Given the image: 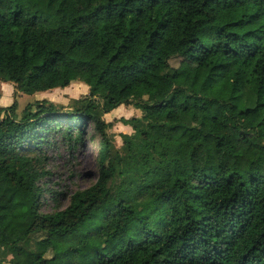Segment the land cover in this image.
I'll use <instances>...</instances> for the list:
<instances>
[{
  "label": "trees",
  "instance_id": "trees-1",
  "mask_svg": "<svg viewBox=\"0 0 264 264\" xmlns=\"http://www.w3.org/2000/svg\"><path fill=\"white\" fill-rule=\"evenodd\" d=\"M0 82L90 88L21 117L0 93V264H264V0H0ZM88 126L97 182L42 212L43 148Z\"/></svg>",
  "mask_w": 264,
  "mask_h": 264
},
{
  "label": "rangeland",
  "instance_id": "rangeland-1",
  "mask_svg": "<svg viewBox=\"0 0 264 264\" xmlns=\"http://www.w3.org/2000/svg\"><path fill=\"white\" fill-rule=\"evenodd\" d=\"M200 37H206V35L200 33ZM179 61L173 60L172 65L178 67ZM13 86L15 87L14 84H12ZM89 94V87L81 82H73L66 89L38 93L33 96L22 95V93L19 95L18 92L16 94L15 92L14 94L5 93L2 105L11 107L17 103V112L21 117L28 104L47 100L64 106L66 110H72L73 100L87 98ZM133 117H142V112L134 106H123L104 117L107 123L112 124V127L107 129L108 138L118 149L123 146L122 135L134 133L130 126L120 121L122 118L131 119ZM243 124L246 128L253 127L256 125V118L254 116L247 117ZM86 130L84 143L75 149H70L69 142L65 143L63 136L59 133H54L50 144L43 148L48 149L50 161L46 166V171L50 174L42 182V187L45 189L42 212L49 213L66 208L76 192L87 190L97 182L99 177L97 158L102 137L94 130L93 126H88ZM47 256L51 258L52 254L48 253Z\"/></svg>",
  "mask_w": 264,
  "mask_h": 264
},
{
  "label": "crops",
  "instance_id": "crops-1",
  "mask_svg": "<svg viewBox=\"0 0 264 264\" xmlns=\"http://www.w3.org/2000/svg\"><path fill=\"white\" fill-rule=\"evenodd\" d=\"M0 92H1V95H2V99H1V106L2 107H4V108H8V106H5V105H2V102H3V98H4V95H5V93H7V94H14V92H15V94H16V90H15V87L13 86L12 87V84H6V83H2V82H0ZM18 94L19 95H21V93H19L18 92ZM23 95V94H22ZM123 107V106H122ZM121 108V107H120ZM119 108V109H120ZM118 109V110H119ZM117 111V110H116ZM115 112V111H114ZM106 116H108V115H106Z\"/></svg>",
  "mask_w": 264,
  "mask_h": 264
}]
</instances>
